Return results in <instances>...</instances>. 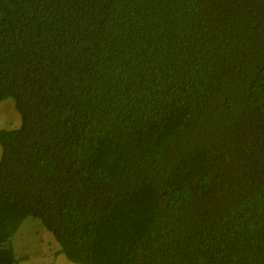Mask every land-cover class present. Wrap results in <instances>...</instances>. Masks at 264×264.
I'll use <instances>...</instances> for the list:
<instances>
[{"label":"trees","instance_id":"trees-1","mask_svg":"<svg viewBox=\"0 0 264 264\" xmlns=\"http://www.w3.org/2000/svg\"><path fill=\"white\" fill-rule=\"evenodd\" d=\"M7 99L0 264H264V0H0Z\"/></svg>","mask_w":264,"mask_h":264},{"label":"rangeland","instance_id":"rangeland-1","mask_svg":"<svg viewBox=\"0 0 264 264\" xmlns=\"http://www.w3.org/2000/svg\"><path fill=\"white\" fill-rule=\"evenodd\" d=\"M14 101L0 102V128L19 127L21 118L14 108ZM0 146V157H1ZM11 242L18 264H80L70 260L61 252L54 236L38 218L27 217L12 236Z\"/></svg>","mask_w":264,"mask_h":264}]
</instances>
